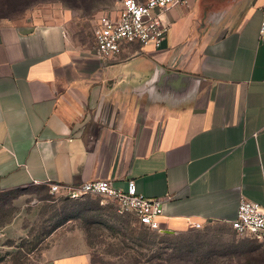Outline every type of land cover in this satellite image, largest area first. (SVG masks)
Masks as SVG:
<instances>
[{
  "label": "crops",
  "instance_id": "crops-1",
  "mask_svg": "<svg viewBox=\"0 0 264 264\" xmlns=\"http://www.w3.org/2000/svg\"><path fill=\"white\" fill-rule=\"evenodd\" d=\"M169 14L160 48L109 58L60 22L0 19V191L133 180L168 199V232L231 228L241 198L264 204V0H190ZM45 253L90 261L83 237Z\"/></svg>",
  "mask_w": 264,
  "mask_h": 264
},
{
  "label": "rangeland",
  "instance_id": "rangeland-1",
  "mask_svg": "<svg viewBox=\"0 0 264 264\" xmlns=\"http://www.w3.org/2000/svg\"><path fill=\"white\" fill-rule=\"evenodd\" d=\"M115 1L0 0V19L60 22L92 48V27ZM81 237L89 264H264L263 243L222 224L155 231L99 196L61 197L34 184L0 191V264H49V246Z\"/></svg>",
  "mask_w": 264,
  "mask_h": 264
},
{
  "label": "built area",
  "instance_id": "built-area-1",
  "mask_svg": "<svg viewBox=\"0 0 264 264\" xmlns=\"http://www.w3.org/2000/svg\"><path fill=\"white\" fill-rule=\"evenodd\" d=\"M114 10L101 13L92 27V50L103 58L121 53L128 44L160 48L173 28L169 13L176 7H187L190 0H116ZM264 26V23H262ZM263 29V27H262ZM50 194L77 198L99 196L114 203L119 214H132L139 225L161 230L159 218L167 198H149L136 191L133 180L127 189L116 188L107 179L86 181L79 186L50 183ZM231 228L239 237L264 244V204L241 198ZM200 228L201 223H193Z\"/></svg>",
  "mask_w": 264,
  "mask_h": 264
},
{
  "label": "trees",
  "instance_id": "trees-1",
  "mask_svg": "<svg viewBox=\"0 0 264 264\" xmlns=\"http://www.w3.org/2000/svg\"><path fill=\"white\" fill-rule=\"evenodd\" d=\"M113 205H114V203H112ZM114 207H115V205H114ZM115 209H116V207H115ZM119 214V213H118ZM128 215H130L136 222H137V220H136V218L132 215V214H129V213H127ZM235 232V231H234ZM244 238H247V237H244Z\"/></svg>",
  "mask_w": 264,
  "mask_h": 264
}]
</instances>
